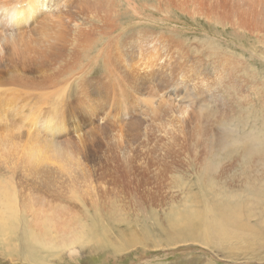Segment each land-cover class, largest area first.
Masks as SVG:
<instances>
[{"label": "rangeland", "instance_id": "374dc122", "mask_svg": "<svg viewBox=\"0 0 264 264\" xmlns=\"http://www.w3.org/2000/svg\"><path fill=\"white\" fill-rule=\"evenodd\" d=\"M123 4V18L119 24L125 32L120 39L121 43L136 33H144L147 35L146 39L152 43L157 40L160 43L168 38L171 44L167 60H174L172 65L197 77L194 83L199 85V92L189 101L194 103L195 108L204 102V105L199 107L201 110L198 108L196 112L211 118L202 130V144L194 145L183 141L182 136L177 133L174 138L181 140L176 141L179 146L183 145L181 149L174 147L175 143L166 138L158 141L156 147H152L153 158L155 161L158 159V174L156 170H151L152 175H148L150 182L153 180L149 188L152 192L156 190L151 199L146 194L143 195L142 183H133L127 175L124 176L126 173L116 171V164L113 163L115 154L111 152V149H116L104 139L105 132L94 134L96 136L90 133L92 128L99 129L100 123L92 125L88 120L76 121L70 118L71 138L74 141L71 140L76 142L79 149L74 147L78 154L71 158L72 164L74 166L75 163V167L82 165L90 172L98 190L96 198L93 197L97 199V203H94L90 196L80 194L79 190L72 191H76L77 196L75 193L73 196L72 193L65 192L63 198L59 194L52 196L55 195V190H52L49 194L52 200L55 198L54 201H57L55 207L62 209L72 206L71 213H76L74 219L71 218L74 225L66 229L68 233L64 234L65 236L61 234L59 238L54 239V235L49 233L43 237L46 238L44 240L38 238V243L32 247L31 259L20 249L19 243H16L17 254L10 257L0 252V264H32L30 261L33 264H264V26L263 31L257 30L253 35L238 30V27L225 28L223 24L220 26L206 19L192 21L180 13H159L157 6L150 0H124ZM130 4L137 7L141 16L134 17V14L127 10V5ZM160 48L166 54L165 45L163 47L160 44ZM129 85L133 84L125 78L124 87ZM204 85L206 92H202ZM176 89L170 86L167 94L171 95ZM134 91L130 90L129 93ZM122 100L118 105L124 104ZM178 105H184L186 108L189 103L179 101ZM192 107L189 106L190 109ZM116 111L117 106L112 114H116ZM144 114L127 111L120 114L119 119L111 116L108 121L111 125L118 126L119 121L121 124L144 125L147 118L146 125L152 116L149 111ZM1 115L6 117L0 118L4 119L0 122V178L3 181L15 182L16 192H23L26 180L21 172L27 167L30 154L36 151V142L40 145L42 141H46V144L47 139L42 132H38L39 129L36 132L19 118L11 119L14 113L0 111V117ZM138 120L141 122H132ZM11 126L30 131V136L41 133L43 137L37 138L36 134L27 137V133L22 135L15 129L5 131ZM193 126L200 128L203 125H196L194 121ZM208 133H211L210 136ZM220 136L224 137V142L229 141L226 145L229 149L212 144V139L214 141V138H223ZM203 139L207 142L205 145ZM230 142H233L234 146H230ZM42 145L44 146V143ZM158 148H161V151ZM2 151H6V155ZM44 156L50 161L56 162L59 158L57 162L68 163V157L65 158L64 154L57 155L56 159L49 152ZM10 161L13 163L9 164ZM7 173L8 176L5 175ZM210 182L214 183L215 188L210 186ZM130 189H140V195L132 196L131 192L134 190ZM180 189L184 193H181ZM44 191L47 194L48 190ZM216 195L221 196L223 202H218ZM230 196H233L235 201L230 202ZM185 202L194 203L197 210L194 214L196 219L193 218L194 215L188 218L184 214ZM26 203L23 205L27 207ZM230 214L233 220L230 219ZM96 221L98 231L93 235V240H90L91 232L87 230L88 234H84L83 229L79 231V224L89 226ZM16 227V232H19L23 224ZM175 229H182L184 236L174 239L171 231ZM7 234L4 236L7 237ZM101 235H105V240L100 245L96 244L98 238H102ZM0 243L3 245L1 239ZM60 245L68 247L63 251ZM70 247L75 249L73 254L69 252V249H72Z\"/></svg>", "mask_w": 264, "mask_h": 264}, {"label": "bare ground", "instance_id": "6f19581e", "mask_svg": "<svg viewBox=\"0 0 264 264\" xmlns=\"http://www.w3.org/2000/svg\"><path fill=\"white\" fill-rule=\"evenodd\" d=\"M150 1L157 6L159 13H180L192 21L206 19L220 26L223 24L225 28L238 27V30L241 29L244 33L253 34L257 30H262L264 26V0ZM123 2L124 0H0V94L6 95L0 96V111L14 113L11 119L19 118L22 123L30 125L35 131L39 129L38 132H42L47 137H45L46 144V141L42 139L45 141H42L44 146L36 142L37 149L30 154L27 167L21 172L26 180L23 192H16L15 182L3 181L0 178V239L3 241V245L0 243V252L2 255L10 257L16 255L18 250L16 243H19L20 249L24 250L25 255L31 259L32 247L36 242L38 243V238L43 239L50 233L56 239L61 234L68 233L66 229L74 225L71 218L74 219L76 213H71L72 206L62 209L55 207L57 201H54L55 198L52 200L49 194L52 190H55V195L52 196L59 194L62 198L65 197V192L70 194L74 190H79L80 194L90 196L92 201L97 203V199L93 197L96 198L98 190L95 188L90 172L82 165L78 164L75 167L76 164L74 163V166L72 164L71 158L78 154L74 151V147L76 150L79 149L71 138L70 118L76 121L88 120L92 125L100 123L101 127L92 128L90 133L97 135L99 132H105L104 139L112 144L114 150H119L111 149L112 154H115L114 161H111L116 164L114 165L116 171L126 173L124 176L127 175L133 183L135 181L142 183L143 195L146 194L151 199V195L156 190L152 192L149 188L153 180L150 182L148 175L151 170H156V173L158 171V159L155 161L153 158L152 147H156L158 141L166 138L175 143L174 147L181 149L183 145L176 144V141L181 142V140L174 138L177 133L182 136L183 141L186 140L194 145L202 144V130L208 124L210 117L196 112L200 105H204V102L199 103L195 108L194 103L189 101L192 97L194 98L196 92H199V85L194 83L197 77L172 65L174 60H167V52L171 44L168 38L160 43L157 42L158 40L157 43H152L146 39L147 35L144 33H136L126 42H120L125 32L119 24L123 18L122 7L125 6ZM127 10L131 11L134 17L141 16L134 5H127ZM160 44L163 47L165 45L166 54L160 48ZM193 70L196 71V69ZM125 78L133 85L124 87ZM208 81L213 83L210 79ZM170 86L177 89L176 92L172 91V94L168 95L167 90ZM130 90L135 91L129 93ZM202 90L206 92L205 85ZM121 97L124 99L122 100ZM120 100L124 101V104L118 105ZM179 101L183 103L187 101L189 106L194 107L184 108V105H178ZM116 106L117 111L113 115ZM127 111H136L141 114L149 111L152 117L150 120L148 116L150 122L146 125L147 118L144 125L143 123L121 124V121L118 122L119 126L109 123L108 119L111 116L119 119L120 114ZM5 117L1 115L0 118ZM3 120L0 119V122ZM194 121L196 125L203 126L194 127ZM11 129L17 130L22 135L27 133V137L31 134L26 129L12 126L5 131L9 132ZM39 134H36L37 138L42 136L41 133ZM210 134L208 133L209 136ZM204 139L205 145L207 142ZM221 139L214 138V141L212 139V144L228 147L226 145L229 141L226 139L227 141L224 142V137ZM230 146H234V143L230 142ZM52 149L54 151H50ZM2 152L6 155V151ZM48 152L54 155L55 159L57 155L64 154L65 158L68 157V161L66 160L68 163L57 162L59 158L56 162L48 160L49 158L44 156ZM6 160L11 159L6 158ZM10 163L13 162L10 161ZM5 175L8 176V173ZM210 186L215 188L212 182ZM44 190H48L47 194ZM133 190L130 189V191ZM139 190L135 189L131 195H140ZM74 193H72L73 196ZM215 198L218 202L223 200L219 195ZM229 201H235V198L230 196ZM25 203L27 207L23 205ZM184 204L183 212L188 218L197 213L194 203L185 202ZM193 218L197 217L194 215ZM19 224H23V228L21 232H16V226ZM79 225L81 226L79 231L83 229L84 234L87 230L90 231L89 239L93 240V235L98 231L97 221L89 225L93 230L88 225ZM176 230L171 231L173 238H182L183 230ZM5 233H8L7 237L4 236ZM104 236L101 235L103 239L98 238L95 243L100 245L105 240ZM66 247L68 246L60 245L63 251ZM69 250L71 254L75 252L74 248ZM30 262L33 264L32 261Z\"/></svg>", "mask_w": 264, "mask_h": 264}]
</instances>
